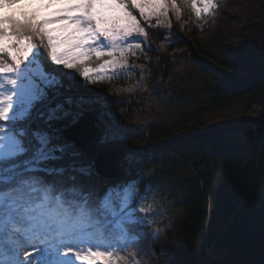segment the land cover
Instances as JSON below:
<instances>
[{"label": "snow or ice", "instance_id": "obj_1", "mask_svg": "<svg viewBox=\"0 0 264 264\" xmlns=\"http://www.w3.org/2000/svg\"><path fill=\"white\" fill-rule=\"evenodd\" d=\"M181 4L197 19L217 8L215 0H0V264H182L164 251L174 243L144 247L166 233L140 203L154 179L137 191L143 165L124 152L115 162L122 178H102L123 128L79 91L98 82L94 73L128 68L149 36L143 25L170 28ZM93 58L103 63L90 67ZM86 114L96 118L88 148L68 135ZM204 264H264V206L238 211L220 255Z\"/></svg>", "mask_w": 264, "mask_h": 264}, {"label": "trees", "instance_id": "obj_2", "mask_svg": "<svg viewBox=\"0 0 264 264\" xmlns=\"http://www.w3.org/2000/svg\"><path fill=\"white\" fill-rule=\"evenodd\" d=\"M216 4L212 16L204 19H197L181 4V18L173 19L170 28L144 25L151 49L146 53L166 73L172 59L198 66L205 83L200 107L180 114L169 124L151 126L145 141L141 135H122L120 147L112 150L121 152L120 156L124 152L133 155L143 165V174L159 161L171 159L166 171L152 176L156 183L174 176L177 170L188 175L189 180L184 181L188 197L163 228L166 234L155 244L144 241V247L152 251L174 243L175 247L164 251L182 264H200L206 258L207 244L213 248L212 255L216 249H223L233 216L249 209L258 213L264 206V0H216ZM167 37L171 38L169 43ZM100 62L93 58L89 66ZM65 71L82 80L74 70ZM114 86L105 80L79 91L99 98L100 103L106 102L123 115L125 108L116 99L129 98L111 94ZM131 114L130 103L124 125ZM238 131H246L247 140H228V133ZM141 145L147 156L141 152ZM116 168L121 176L106 180L122 178V171ZM146 185L144 175L137 191L143 194ZM241 190L248 193L246 198L231 195ZM249 258L258 259L255 255ZM162 260L148 264H162Z\"/></svg>", "mask_w": 264, "mask_h": 264}, {"label": "rangeland", "instance_id": "obj_3", "mask_svg": "<svg viewBox=\"0 0 264 264\" xmlns=\"http://www.w3.org/2000/svg\"><path fill=\"white\" fill-rule=\"evenodd\" d=\"M21 2L24 3L25 0H21ZM134 14L139 19V14L136 12ZM170 19L172 25L173 19H176L175 15L170 13ZM152 24L156 26L155 21ZM227 39H230V37ZM170 41L171 38L167 37L166 43ZM147 48H149L148 40L142 45L143 51H138L135 57L129 58V67L117 70V74H114L111 70L93 74L98 78V81L106 80L114 82V88L109 91L111 94L129 98L132 105V114L127 119L125 126H128L130 131L125 130L122 135H131L134 131L142 130L143 128L146 130V127L151 128V126L169 124L175 121L180 114L192 112L199 108L204 100L200 91L205 83L202 73L196 64L190 61L172 59L170 70L166 73L164 67L157 64L156 61H153L148 56L146 53ZM104 50L107 51L109 49L105 48ZM101 63H103V58L98 65L90 67L98 68ZM101 104L108 118L118 124H125L123 121L124 112L121 115L108 107L106 102ZM245 132H230L227 134V138L230 141L234 137L247 140ZM144 137L145 141L147 137L146 132ZM170 165H172V160L165 158L159 161L155 167L144 172L147 185L152 176L164 170L166 171ZM182 174L185 175L186 172L177 170L174 176H166L164 182L160 183H156L151 179L152 194L147 200L140 201L148 215L151 216L153 213H156L153 219L155 226L160 231L168 225L172 216L181 211V208H179L181 207V201L188 197L189 191L186 184H184V181L189 180L188 175L183 177ZM141 215H144V213ZM212 251L213 248L207 244L205 246L206 258L200 264L218 258L222 248L216 249L213 255Z\"/></svg>", "mask_w": 264, "mask_h": 264}, {"label": "water", "instance_id": "obj_4", "mask_svg": "<svg viewBox=\"0 0 264 264\" xmlns=\"http://www.w3.org/2000/svg\"><path fill=\"white\" fill-rule=\"evenodd\" d=\"M95 116L93 114H86L80 125L69 131V137L81 144L83 147L87 148L89 143L95 139ZM121 152L119 151H109L106 153V159L101 167L103 178H118L121 173L117 170L115 166L116 160L120 157Z\"/></svg>", "mask_w": 264, "mask_h": 264}, {"label": "built area", "instance_id": "obj_5", "mask_svg": "<svg viewBox=\"0 0 264 264\" xmlns=\"http://www.w3.org/2000/svg\"><path fill=\"white\" fill-rule=\"evenodd\" d=\"M208 248V247H207Z\"/></svg>", "mask_w": 264, "mask_h": 264}]
</instances>
